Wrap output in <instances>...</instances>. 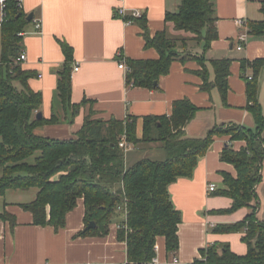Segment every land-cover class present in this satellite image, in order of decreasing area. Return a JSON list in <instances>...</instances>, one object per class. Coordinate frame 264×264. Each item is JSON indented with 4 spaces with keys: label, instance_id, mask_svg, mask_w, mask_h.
I'll return each instance as SVG.
<instances>
[{
    "label": "crops",
    "instance_id": "1",
    "mask_svg": "<svg viewBox=\"0 0 264 264\" xmlns=\"http://www.w3.org/2000/svg\"><path fill=\"white\" fill-rule=\"evenodd\" d=\"M181 0H22L26 13L33 14L25 29L23 47L27 60L22 66L38 72L30 80L34 90L42 94L41 113L57 121L36 129L43 137L56 139L76 138L84 118L125 120L137 117V136L144 130V116L171 115L176 99L188 98L197 106V112L186 128L187 135L203 138L215 127L238 124L256 128L249 110L251 84L256 83L253 95L264 113V34L251 33L250 22L264 19V0H215L218 16V37L208 48L204 43L188 41L181 48V56L172 62L169 73L160 77L158 87H127L125 70L119 68V58L157 59L159 52L146 47L144 29L135 20L127 24L116 15L119 8L140 9L144 12L151 36L167 29L176 31L166 21L168 12H176ZM244 18L247 26L240 27L236 20ZM42 21L41 30L35 27ZM241 32L248 37L238 49ZM62 42L73 49L72 104L81 107L73 114L63 107L58 94L60 71L66 62ZM205 57L208 67L209 88L198 73ZM1 57V25H0ZM231 60L225 97L215 84L216 74L212 59ZM261 60L258 69L253 62ZM75 64L79 70L75 71ZM252 77V79H249ZM264 138V129L261 132ZM235 150L246 146L245 139H232L230 134H218L207 152L201 156L191 177H181L169 186L174 206L181 212L179 249L168 253L165 238L159 237L157 255L161 264H190L202 258L201 251L213 243H227L241 255L248 247L243 241L244 232L215 233L219 223H235L248 213L243 207L231 213L220 210L232 206V199L219 193L224 188V173L237 175L235 166L221 159L227 145ZM125 153L126 166L144 158L164 160L165 150L160 141L133 144ZM214 183L216 190L210 192ZM38 189H8L0 196V212L7 211L15 223L0 218V264H127V244L118 238L117 222L113 219L104 235L95 232L80 234L86 228V206L81 197L67 213L65 225L56 230L50 225H37L33 214L22 204L36 198ZM257 216L264 221V159L261 181L257 186ZM175 257V258H174Z\"/></svg>",
    "mask_w": 264,
    "mask_h": 264
},
{
    "label": "trees",
    "instance_id": "2",
    "mask_svg": "<svg viewBox=\"0 0 264 264\" xmlns=\"http://www.w3.org/2000/svg\"><path fill=\"white\" fill-rule=\"evenodd\" d=\"M29 13L19 7L17 0H8L6 16L1 24L0 57V196L8 189L37 188L36 198L22 206L31 211L34 223L50 225L59 230L65 225L66 215L83 197L86 226L91 221L96 227L80 234L95 232L104 235L113 219L121 215L118 207L126 206V219L118 230V238L127 244V264H149L156 255L155 245L159 237L165 238L168 253L179 249V224L181 212L174 206L169 186L181 177H191L213 138L218 134H230L232 139H245L240 150L227 145L221 159L232 163L237 175L225 172L224 188L220 194L232 199V206L220 210L231 213L248 208L247 215L235 223H219L211 230L215 233L244 232L246 254L234 252L227 243H213L201 251L202 258L190 264H264V221L257 216V186L261 181L264 159V113L253 95L256 83L251 84L249 110L256 121L250 129L238 124L215 127L203 138L187 135L186 128L197 112V106L188 98L173 102L171 115L144 116V130L137 136V117L125 120L84 118L76 138L56 139L36 133L37 127L57 121L56 116L37 118L41 111L42 94L34 90L30 80L38 76L16 61L23 47V35ZM218 16L215 0H181L176 12H168L166 21L176 31L188 37L172 35L165 28L151 36L144 16L136 21L144 29L146 47L159 52L157 59H132L125 61L127 87L156 89L161 76L169 73L171 64L181 56V48L188 41L204 43L208 48L218 37ZM251 33L264 34V19L250 22ZM66 62L60 71L58 94L66 110L73 114L81 107L72 104L73 49L62 42ZM121 60L124 56H120ZM202 64L198 73L203 78V88H209L208 67L205 57L195 56ZM263 61L253 62L256 69ZM215 84L223 97L227 92V78L231 60L212 59ZM126 134L129 142L160 141L166 153L164 160L144 158L126 166V156L120 146ZM0 218L15 223L7 211Z\"/></svg>",
    "mask_w": 264,
    "mask_h": 264
},
{
    "label": "built area",
    "instance_id": "3",
    "mask_svg": "<svg viewBox=\"0 0 264 264\" xmlns=\"http://www.w3.org/2000/svg\"><path fill=\"white\" fill-rule=\"evenodd\" d=\"M18 1V5L19 7H23L22 5V0H17ZM7 3L8 0H0V25L4 22L5 16H6V8H7ZM117 16H119L120 18H122L127 24H131L133 23L135 20L142 18L144 16V12L140 9H129V8H119L117 13ZM236 23L238 26L240 27H245L247 26V20H245L244 18H238L236 20ZM35 27L37 30H41L42 28V21L41 20H36L35 23ZM20 35L25 34V32H20ZM248 35L245 32H241L238 36L239 40H240V44L238 45V49H242L244 46V42L246 41ZM27 60V53L26 50L23 49L20 53V55L16 58V61L18 63H23ZM79 65L75 64L74 70L78 71L79 70ZM119 68L125 70V72H127L129 70L128 65L126 64L125 61V57H123L121 60H119ZM249 79H252V77H249ZM120 146L121 148H123L124 152L126 153L127 151H129L131 148H133V143L129 142L126 134H124L120 140ZM209 191L212 192L214 190H216V185L214 183L209 185ZM118 210H120L123 215L124 220L126 219V215H127V209L125 204L121 205L118 207ZM122 222H117L116 226L119 229L122 226ZM155 251H156V255L152 258V260L150 261L149 264H161L159 257L157 255V252L159 251V246L156 243L155 245ZM175 258V257H174Z\"/></svg>",
    "mask_w": 264,
    "mask_h": 264
},
{
    "label": "water",
    "instance_id": "4",
    "mask_svg": "<svg viewBox=\"0 0 264 264\" xmlns=\"http://www.w3.org/2000/svg\"><path fill=\"white\" fill-rule=\"evenodd\" d=\"M33 18V14L31 13V14H29V16H28V20H31ZM43 116V114L41 113V112H39L38 114H37V118H41ZM94 227H96V222L95 221H91V222H89V224L86 226V229L88 230V229H91V228H94Z\"/></svg>",
    "mask_w": 264,
    "mask_h": 264
},
{
    "label": "rangeland",
    "instance_id": "5",
    "mask_svg": "<svg viewBox=\"0 0 264 264\" xmlns=\"http://www.w3.org/2000/svg\"><path fill=\"white\" fill-rule=\"evenodd\" d=\"M168 24L169 25H171V27H172V23L169 21L168 22ZM172 35H176V36H181V37H188L189 35H187L185 32H183V31H174V32H170Z\"/></svg>",
    "mask_w": 264,
    "mask_h": 264
}]
</instances>
